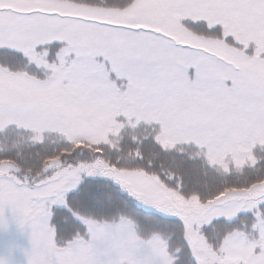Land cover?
<instances>
[{
    "label": "snow or ice",
    "instance_id": "snow-or-ice-1",
    "mask_svg": "<svg viewBox=\"0 0 264 264\" xmlns=\"http://www.w3.org/2000/svg\"><path fill=\"white\" fill-rule=\"evenodd\" d=\"M13 228L27 264H264V0H0Z\"/></svg>",
    "mask_w": 264,
    "mask_h": 264
},
{
    "label": "rangeland",
    "instance_id": "rangeland-1",
    "mask_svg": "<svg viewBox=\"0 0 264 264\" xmlns=\"http://www.w3.org/2000/svg\"><path fill=\"white\" fill-rule=\"evenodd\" d=\"M13 244H18L20 247L14 249ZM28 247V230H25L23 234H17L15 228H13L12 236L0 233V257L10 259L13 264H27V257L21 249Z\"/></svg>",
    "mask_w": 264,
    "mask_h": 264
}]
</instances>
